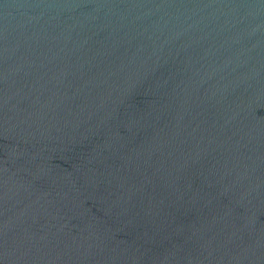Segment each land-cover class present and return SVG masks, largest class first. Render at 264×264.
Returning <instances> with one entry per match:
<instances>
[{
	"label": "water",
	"instance_id": "obj_1",
	"mask_svg": "<svg viewBox=\"0 0 264 264\" xmlns=\"http://www.w3.org/2000/svg\"><path fill=\"white\" fill-rule=\"evenodd\" d=\"M0 264H264V0H0Z\"/></svg>",
	"mask_w": 264,
	"mask_h": 264
}]
</instances>
